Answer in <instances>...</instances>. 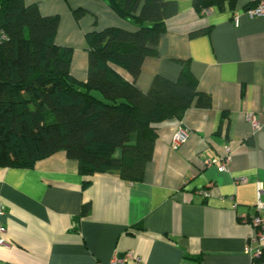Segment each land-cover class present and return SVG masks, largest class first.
Instances as JSON below:
<instances>
[{"label":"crops","instance_id":"0c3cea01","mask_svg":"<svg viewBox=\"0 0 264 264\" xmlns=\"http://www.w3.org/2000/svg\"><path fill=\"white\" fill-rule=\"evenodd\" d=\"M171 1L177 10L136 83L148 90L156 74L176 80L186 60L199 88L212 95V107L192 106L181 119L160 123L153 158L138 182L97 173L85 184L79 163L64 152L33 169L1 168L6 231L0 264H133L127 251L145 264H251L245 242L257 230L240 219L256 213L259 183L264 201V15L250 16L249 0H224L200 12L195 0ZM25 2L59 15L57 36L62 28L64 38L56 36L58 44L87 51L74 66L72 60V74L82 81L88 76V69L78 71L86 60L88 66L84 33L109 25L136 28L105 0ZM79 9L84 13L77 16ZM180 123L189 135L174 149ZM227 147V170L206 166Z\"/></svg>","mask_w":264,"mask_h":264},{"label":"trees","instance_id":"16d2710c","mask_svg":"<svg viewBox=\"0 0 264 264\" xmlns=\"http://www.w3.org/2000/svg\"><path fill=\"white\" fill-rule=\"evenodd\" d=\"M105 1L136 28L87 32L82 81L71 71L73 47L56 42L58 14L44 15L25 0H0V169H33L64 152L79 163L85 184L97 173L138 182L153 158L160 123L181 119L192 106L212 107V95L199 88L186 60L176 80L156 74L148 90L136 83L145 59L158 52L175 1ZM223 1L194 4L200 12Z\"/></svg>","mask_w":264,"mask_h":264},{"label":"built area","instance_id":"2783aa9c","mask_svg":"<svg viewBox=\"0 0 264 264\" xmlns=\"http://www.w3.org/2000/svg\"><path fill=\"white\" fill-rule=\"evenodd\" d=\"M249 4H251V6L247 7V13L250 16L264 15V0H249ZM206 13H209V11H207ZM247 118L251 122L254 130L260 128L259 120L254 113H249L247 115ZM188 135V129H186L180 123L173 135L171 142L172 147L174 149L178 148L180 144L187 140ZM231 153L232 149L230 147H227L225 150V155L219 157L218 159L207 160L206 166L210 167L216 163H219L220 169L227 170L231 162ZM241 181H246V178H241ZM262 191V184L259 183L258 200L255 205L256 213H254L253 215L245 214L240 219L241 222L249 223L254 229L257 230V233L251 234L245 242V252L250 256L251 264H264V217L259 214L261 211H264V201H262L260 198ZM203 193L206 196H209L211 194L210 188L204 189ZM231 199L233 200L234 197L232 196ZM5 211L6 205L2 201H0V244L5 243L3 236L5 234L6 228L1 220V217L5 213ZM125 259H131L133 261V264H145L142 257L134 251H127ZM114 261H119V259L115 258Z\"/></svg>","mask_w":264,"mask_h":264},{"label":"rangeland","instance_id":"374dc122","mask_svg":"<svg viewBox=\"0 0 264 264\" xmlns=\"http://www.w3.org/2000/svg\"><path fill=\"white\" fill-rule=\"evenodd\" d=\"M84 35V37H85V39H86V35H85V33L83 34ZM57 37H59V38H64V35H63V29L62 28H60V30H59V33H58V36ZM86 41H87V39H86ZM81 52H83V53H86L87 54V51L85 50V49H82V51L81 50H79V48H76V47H74V54H73V61H74V59H75V61L73 62V66L76 64V60H78V55H79V53H81ZM75 55V56H74ZM84 64H85V62H84ZM87 69H88V66H87V60H86V66L81 70V67L78 69V71L79 72H81V71H87Z\"/></svg>","mask_w":264,"mask_h":264}]
</instances>
